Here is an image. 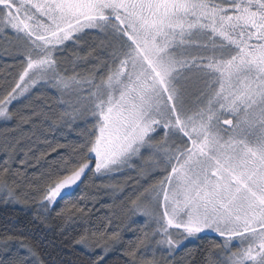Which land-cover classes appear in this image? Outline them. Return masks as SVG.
Returning a JSON list of instances; mask_svg holds the SVG:
<instances>
[{"label": "snow or ice", "instance_id": "6c2138e0", "mask_svg": "<svg viewBox=\"0 0 264 264\" xmlns=\"http://www.w3.org/2000/svg\"><path fill=\"white\" fill-rule=\"evenodd\" d=\"M0 59V202L79 222L59 264H264V0H0Z\"/></svg>", "mask_w": 264, "mask_h": 264}, {"label": "trees", "instance_id": "16d2710c", "mask_svg": "<svg viewBox=\"0 0 264 264\" xmlns=\"http://www.w3.org/2000/svg\"><path fill=\"white\" fill-rule=\"evenodd\" d=\"M5 61L0 59V67L4 66ZM51 98V97H50ZM54 102V101H53ZM12 126V122L0 124V130ZM62 141L63 137H58ZM32 169H28L30 173ZM123 181H108L103 177H95L90 181L81 184L77 190L76 196L72 199L75 201L81 194L89 197L92 194L100 211H107L108 206L112 203V198L105 185L107 183H122ZM90 201L80 200V204ZM63 203L57 208L63 207ZM104 205L103 208L100 206ZM79 222L73 223L71 220L62 221L56 217L55 212L48 216L47 220L35 217L34 207L23 204H4L0 202V233L4 231L21 233L26 237L25 242H31L48 260L49 264H59L61 260L67 261L75 256L69 247L68 242L79 230ZM214 237V235H209ZM206 243V241L204 242Z\"/></svg>", "mask_w": 264, "mask_h": 264}, {"label": "rangeland", "instance_id": "374dc122", "mask_svg": "<svg viewBox=\"0 0 264 264\" xmlns=\"http://www.w3.org/2000/svg\"><path fill=\"white\" fill-rule=\"evenodd\" d=\"M3 123H6V122H4V121H0V124H3ZM108 193V192H107ZM209 235H214V234H209Z\"/></svg>", "mask_w": 264, "mask_h": 264}]
</instances>
